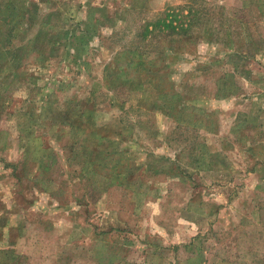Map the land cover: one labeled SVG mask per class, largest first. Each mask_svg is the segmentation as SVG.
I'll return each instance as SVG.
<instances>
[{"label": "rangeland", "instance_id": "1", "mask_svg": "<svg viewBox=\"0 0 264 264\" xmlns=\"http://www.w3.org/2000/svg\"><path fill=\"white\" fill-rule=\"evenodd\" d=\"M0 264H264V0H0Z\"/></svg>", "mask_w": 264, "mask_h": 264}, {"label": "trees", "instance_id": "2", "mask_svg": "<svg viewBox=\"0 0 264 264\" xmlns=\"http://www.w3.org/2000/svg\"><path fill=\"white\" fill-rule=\"evenodd\" d=\"M193 7L191 5L186 6L185 9L187 12L182 17L174 14L172 10H170L169 12H160L157 18H155L152 22L144 24L142 29L137 33V44L135 45V49H132V47H123L122 49L125 51H135L137 54V58H139L140 63H142V61H144L145 59L144 54H149L143 51H149L148 48H151V45L153 44L150 41V38L152 36L161 34V36L166 38L168 35L173 34L174 31L176 33H179L193 25V19L195 18V16L192 15L195 12ZM184 20L185 26L183 29H181L180 26L182 25L181 23L184 22ZM114 90L116 91L117 88L114 87Z\"/></svg>", "mask_w": 264, "mask_h": 264}]
</instances>
